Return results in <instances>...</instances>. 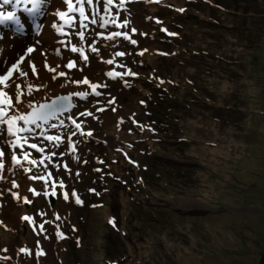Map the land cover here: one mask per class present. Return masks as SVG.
Segmentation results:
<instances>
[{"label": "rangeland", "instance_id": "374dc122", "mask_svg": "<svg viewBox=\"0 0 264 264\" xmlns=\"http://www.w3.org/2000/svg\"><path fill=\"white\" fill-rule=\"evenodd\" d=\"M13 1L7 11H17ZM197 1L196 6L184 8V16L172 17L163 4L146 13L143 5L151 0H113L111 5L93 0L84 4L87 26L82 27L83 0H73V13H68L64 0H48L38 21L43 24L46 15L60 7L70 23L60 18L52 21L63 25L66 33L55 29L58 45L47 48L55 59L50 68L56 71H49L45 56L40 55L35 65L42 76L31 75L38 78L34 82H16L22 84L21 100L27 97L28 85L33 94L27 98L41 103L70 92L89 95L83 100L75 97L74 110L61 118L65 127L48 130L49 135L61 136L58 147L38 135L29 139L28 144L43 147V153L27 144L12 148L14 138L7 135L6 125H0V151L5 152L0 156L4 165L0 169V264H110L105 259L114 264H264V0ZM149 13L180 41L164 33L173 43L159 47L151 40L149 35L157 31ZM99 17L109 19V24L102 27ZM113 18L116 24L127 21V27L112 24ZM211 20L212 24H204ZM22 22L26 28L22 37L0 25L4 35L0 45L7 46L4 53L0 51V74L24 54L26 45L35 44L33 25ZM114 31L128 32L137 44L122 36L106 39ZM73 46L82 47L88 60L74 53ZM182 46L193 48L194 53L190 50L186 56L168 60L151 57L158 49L169 54L180 52ZM117 52L125 55L118 57ZM141 52L147 54L146 67L139 65L136 55ZM108 59L113 60L111 65ZM68 61L75 66L66 68ZM129 70L136 74L129 76L133 92L126 76L107 75ZM60 71L66 75L59 76ZM83 79L101 85L96 89L101 95H93L89 85L74 83ZM40 85L46 86L37 91ZM171 96L177 99L178 121L170 123L164 122L165 116L172 115H164L161 103ZM13 105L20 112L28 111L15 100ZM8 111L15 114L14 109ZM84 112L92 115H81ZM69 116L81 129L74 128ZM176 135L187 140L178 142L172 138ZM24 153L37 165L24 161ZM13 154L23 168L12 162ZM46 156L51 160H45V168L39 161ZM47 172L52 173L47 184L31 178ZM102 177L111 183L108 196L99 192L104 208L94 205L97 199L92 198ZM60 180L65 187H56L50 207L45 193L52 195L53 183L58 185ZM137 185L142 195L134 191ZM64 191L69 192L67 201ZM73 191L81 204L75 203ZM25 198L30 202L25 203ZM26 215L35 220V230L22 219ZM111 215L124 237L107 228L114 222L108 218ZM44 221L48 223L41 232ZM58 230L64 238L57 237ZM37 251L43 254L37 256Z\"/></svg>", "mask_w": 264, "mask_h": 264}, {"label": "snow or ice", "instance_id": "6c2138e0", "mask_svg": "<svg viewBox=\"0 0 264 264\" xmlns=\"http://www.w3.org/2000/svg\"><path fill=\"white\" fill-rule=\"evenodd\" d=\"M10 0H5V3H9ZM48 0H16V4L18 7L21 5L20 10L23 13H27V16L30 18L33 29L37 36L40 35L41 29L44 27L43 24H41L38 21V18L40 16L44 15V7ZM79 2V0H78ZM113 0H107V4L111 5ZM64 3L67 4L68 13H73L76 11L73 7V0H64ZM91 5L93 3V0H83V3L80 4L79 7V18H80V24L82 27H86L83 22L87 17L85 16V10H84V4ZM120 7L123 8L124 5L121 2ZM107 11V9H105ZM180 11H183L181 9ZM56 15L60 18L61 21H64L65 23H70V21L66 20V13L64 11L58 10ZM99 19L102 21L101 26H107L109 24V19L104 17H99ZM93 24L97 22V17L93 16V19L91 21ZM112 24L116 25L117 27H127V21H125L123 24H116V18H113L111 21ZM5 24H11L13 26V30L19 35L23 36L26 28L25 24L22 22L20 18L17 17V14L15 11L13 12H7L3 13L0 12V25ZM54 29H56L57 32H60L61 34H66L63 32V25L57 26L56 24L51 25ZM132 31H135V29H132ZM162 31H166V29H162ZM169 35H175L174 33H169ZM123 37L125 41H130L131 44L136 45L137 41L135 39H131L128 32H120V31H114L110 35L106 37L108 40H115L118 37ZM79 37L81 40L84 39V32H79ZM4 39V35L2 32H0V41ZM37 44H39V41H36ZM74 53L78 52L80 57L83 60H88V56L84 54V49L82 47H76L73 46L71 49ZM36 49L33 46H28L24 52V54L20 55L19 58L11 63L10 67L7 68L6 71L3 72V74H0V125H6V133L8 136L13 137L14 139L11 141L10 146L12 148H19L23 149L25 145L31 149L37 150V152L43 153L44 148L37 146L36 143L28 144L29 139H31L34 136L42 137L44 140L49 141L52 144V147H58L62 141L61 136L59 134L57 135H49L48 130L49 129H56L57 127H65V121L63 119H59L61 116L64 115V113L70 112L75 105L72 103L73 97H79L80 99H86L89 95L87 91H77V92H70L67 95L64 96H58L56 99L51 100L50 103L44 102L41 103L39 101H34L32 99H28L27 97H31L33 94L32 87L30 85L26 86L27 88V97L25 99L21 100L22 91L20 88V84L16 83L15 79H13L14 74H16L19 77L24 76H31L36 74V65L32 58V55ZM92 52H96L97 49L93 47L91 49ZM146 51V50H145ZM143 55V52L140 53ZM124 52H117L116 56L122 57L124 56ZM109 65L113 63V60L108 59L106 61ZM74 66V63H69L67 67L71 68ZM30 69V71H29ZM49 71L55 72V67H52L49 69ZM59 76H64L65 73L63 71H60L58 73ZM107 75L109 77H116V76H134L135 73L131 72L130 70L126 73H114V72H108ZM53 79L56 77L53 76ZM42 79V78H41ZM76 84H84L89 85L92 89V94L99 97L101 93L99 91H96L97 88L101 87L98 83H91L89 84L88 79H83L82 81H75ZM163 83V81H161ZM46 85H40L36 90L39 91L41 87H45ZM13 100H15L16 105L24 104L26 105L28 111L27 112H20L18 109H15V106L13 105ZM8 109H14L15 114L9 115ZM105 109H99V111H104ZM115 111V109H113ZM81 115L85 116H91V112H84L81 113ZM67 119L71 120L72 124L74 125V128L79 130L81 129V124L77 123L75 119H73L71 116L67 117ZM57 123H53L52 121H57ZM74 134V133H73ZM85 133L81 132V135H84ZM87 136H91L92 133L88 132L86 134ZM75 151V149H72ZM5 152L0 151V156H4ZM55 155V153H53ZM11 160L16 165L23 168V164L21 163L20 159H17V156L13 154L11 156ZM23 160L26 161L30 165H37L36 159H29V154L24 153L23 154ZM45 160H51V156H46L44 159H41L39 161V164L45 165ZM4 167L3 164H0V169ZM47 165H45V168ZM67 167V166H65ZM28 171V169H25ZM98 171V169H97ZM32 179H41L44 180L45 183L52 178V173L47 172L46 175H40V176H32ZM16 185L13 184V187ZM64 188L65 184L63 180H60L58 182V185L56 183H53L52 185V195H55V189L56 187ZM48 194L47 192L45 193ZM15 195V194H13ZM63 199L65 201L69 200V192L64 191L63 192ZM71 196L75 197V203L81 204L82 201L79 196H77V193L75 191L71 192ZM25 203H29L30 201L25 198ZM22 219L29 224L34 226L35 230V220L31 216H24ZM57 220H59V217H56ZM48 223V221H44V223H41L39 225V230L41 232L44 231V225ZM111 223V221H110ZM58 238H64L63 233L59 230L56 233ZM26 249L21 248V253H26ZM43 253L41 251H37L36 255H42Z\"/></svg>", "mask_w": 264, "mask_h": 264}, {"label": "trees", "instance_id": "16d2710c", "mask_svg": "<svg viewBox=\"0 0 264 264\" xmlns=\"http://www.w3.org/2000/svg\"><path fill=\"white\" fill-rule=\"evenodd\" d=\"M197 3H198V1L197 0H172V1H169V0H155V2H152V3H150V4H145V5H143V7L144 8H146V13H148L149 11H150V13H152V11H154V9L158 6H161V4H163V8L165 9V11L168 13V14H171V16L173 17V15H175V16H184L185 15V12H184V8L185 7H189L188 5H190V6H196L197 5ZM181 9H183V11H180ZM219 10V8H217V11ZM222 11H224V10H222ZM220 12V11H219ZM149 13V14H150ZM221 13V12H220ZM149 16H151V18L154 16V15H152V14H150V15H148V17ZM171 17V18H172ZM150 18V22L152 23V25L153 26H155L156 27V31L157 32H154V33H152L151 35H149L150 37H151V40H153V41H155L156 43H157V45L160 47V45H162V44H164V43H166V44H171V43H173V42H171L170 40H172V38H170V37H167V36H170L169 35V33H173V32H170L169 30H167L166 28H165V26H161V24H160V21L157 19V17H154V18H152L151 19ZM186 18H190L193 22H195L196 20H197V16H190V15H188V16H186ZM154 19H156V20H154ZM197 23H199V22H197ZM213 23V21L211 20V21H208L207 23L206 22H204V24H206V25H210V24H212ZM162 29H166V31H162ZM183 31H185V32H187V30H184L183 29ZM185 32H184V36H185ZM165 35H167L166 37L164 36V34ZM175 36V35H174ZM174 39V41L175 40H179L180 41V36L178 35H176L175 36V38H173ZM188 40H190V39H188ZM181 41H182V39H181ZM188 42V41H187ZM189 45H190V42L188 43ZM190 47H191V45H190ZM182 48V50H180V52H176L175 50H174V53L171 51L169 54H167V53H164V55L163 54H151V57H154V58H156V59H164V60H168L169 58H171V59H173V58H175V57H177V55H181V56H186V55H188L189 53H190V50H192L191 51V54L192 53H194V51H193V48L192 49H190V48H185L184 46H182L181 47ZM174 49V48H173ZM159 51H162V50H160V49H158ZM171 50H172V48H171ZM163 52H164V50H163ZM206 54V53H205ZM147 56V54L146 55H144V56H142L141 57V59H140V65H141V67H143V66H148L149 64H148V60H147V58H145ZM179 59H184V57H180ZM213 61V60H212ZM212 61H211V64H212ZM211 64H209L208 65V68H211L212 67V65ZM210 71L212 70V71H215V69H209ZM152 75H153V79H155V78H158L157 76H155L153 73H151ZM130 82V81H129ZM132 82V81H131ZM131 82H130V84H129V86L131 85ZM190 82V81H189ZM193 83V82H192ZM190 84H191V82H190ZM172 88V87H171ZM170 88V89H171ZM130 92H133V88L131 87H129V89H128ZM162 91V90H161ZM163 92V91H162ZM164 93V92H163ZM157 95H158V93H157ZM175 96H176V94H174ZM155 97H156V95H154ZM158 98V97H157ZM159 98H160V96H159ZM145 102H146V104H147V101L145 100ZM163 106V108H164V115H172V116H165L166 117V119H165V121L164 122H166V121H170V123L172 122V121H178L177 119H176V115H175V111H177V105H178V103H177V99H175L173 96H171V97H169L168 98V101H166V102H164V103H161ZM160 104V105H161ZM161 107V106H160ZM148 114V113H147ZM162 123V122H161ZM176 133V132H175ZM174 135V134H173ZM173 139H175V140H178V142H184V141H182V140H187L186 138H180L179 136H175V137H172ZM182 139V140H181ZM188 143V142H187ZM99 146V145H98ZM100 146H102V145H100ZM98 149H100V148H98ZM97 153H98V151H97ZM101 154V153H100ZM89 168L92 170L93 168L92 167H90L89 166ZM149 173H150V181H152V179H153V175H152V172H151V170H149ZM95 174V173H94ZM97 174V173H96ZM98 175V174H97ZM180 175V174H179ZM186 176V174H184V176L183 177H185ZM106 177L107 178H109V180H111V177H109V176H107L106 175ZM190 181H191V179H189ZM113 181V180H112ZM114 182V181H113ZM115 183V182H114ZM110 184L111 183H109L108 181H105L104 180V178L102 177V179H101V183L98 185L97 184V189L96 190H94V192H93V197L92 198H94V199H97L96 201H94L96 204H102V207L104 208L105 207V205H104V202H100L101 200H102V198H103V195L105 196V195H109L110 194ZM158 185V184H157ZM100 191H102V193H103V195L102 194H100L99 192ZM134 191H136V193H138V194H140V195H142V192H143V190H142V187H139V185H137L135 188H134ZM146 191V190H145ZM133 193V192H132ZM131 193V194H132ZM152 193V192H151ZM131 194H128V195H131ZM106 196V197H107ZM155 197V196H154ZM107 202V201H106ZM140 202H142V201H140ZM109 218V220L110 219H114V222L113 223H109L108 225H107V228H109L113 233H117V234H119L120 236H122V237H124L125 236V232L123 231V230H121V228H118L117 226H116V223H117V219L115 218V216H109L108 217ZM108 238V237H107ZM107 262H109L110 264H114V261H110V260H107V259H105Z\"/></svg>", "mask_w": 264, "mask_h": 264}, {"label": "bare ground", "instance_id": "6f19581e", "mask_svg": "<svg viewBox=\"0 0 264 264\" xmlns=\"http://www.w3.org/2000/svg\"><path fill=\"white\" fill-rule=\"evenodd\" d=\"M61 10L60 7H58L57 9H54L51 11V14H47L44 21H43V25L44 27L41 29L40 31V35L39 36H35L34 37V40H35V44H31L35 49L36 51L31 54L32 55V58L34 60V62L36 63V59H39V56L40 55H44L45 57V60H46V65L47 67L50 69V67L54 64L55 62V59L53 58L52 54H49L48 51H47V48L50 47V46H53L54 45V48L57 47L58 43L56 41V34H55V29L51 26L52 25V21L55 20L56 18H59L56 13L57 11ZM26 22V24L28 23V21L24 20ZM39 41V44L36 43V41ZM30 44L26 45L25 48H27L28 46H31ZM39 45V46H38ZM7 49V46L5 44H1L0 45V51L1 53H4L5 50ZM47 52L48 55H46V53L44 52ZM30 71V69H29ZM36 74L37 76H42V71H41V68H36ZM13 79H15V81H19L23 84V82H27V81H30V82H34L35 80H38L37 77L33 78L32 76H24V77H19L17 76L16 74H14V77ZM20 84V85H22Z\"/></svg>", "mask_w": 264, "mask_h": 264}, {"label": "water", "instance_id": "95a60500", "mask_svg": "<svg viewBox=\"0 0 264 264\" xmlns=\"http://www.w3.org/2000/svg\"><path fill=\"white\" fill-rule=\"evenodd\" d=\"M54 99H56V98H54ZM54 99H53V100H54ZM50 102H51V101H50ZM50 102H48V103H50ZM49 204H50V206L53 204V199H52V198L49 199Z\"/></svg>", "mask_w": 264, "mask_h": 264}]
</instances>
